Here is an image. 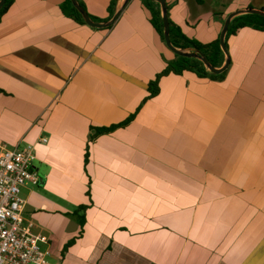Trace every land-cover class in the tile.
I'll return each instance as SVG.
<instances>
[{"label":"crops","instance_id":"0c3cea01","mask_svg":"<svg viewBox=\"0 0 264 264\" xmlns=\"http://www.w3.org/2000/svg\"><path fill=\"white\" fill-rule=\"evenodd\" d=\"M63 1L14 0L0 19V148L35 147L23 217L49 237L47 264H264V31L226 39L223 79L170 74L149 98L175 54L143 1L77 0L100 19L114 3L106 28ZM166 3L202 43L230 14L264 12V0Z\"/></svg>","mask_w":264,"mask_h":264},{"label":"built area","instance_id":"2783aa9c","mask_svg":"<svg viewBox=\"0 0 264 264\" xmlns=\"http://www.w3.org/2000/svg\"><path fill=\"white\" fill-rule=\"evenodd\" d=\"M35 160L32 144L0 148V264H47L51 256L49 237L23 217L26 200L21 188L39 184Z\"/></svg>","mask_w":264,"mask_h":264},{"label":"trees","instance_id":"16d2710c","mask_svg":"<svg viewBox=\"0 0 264 264\" xmlns=\"http://www.w3.org/2000/svg\"><path fill=\"white\" fill-rule=\"evenodd\" d=\"M14 0H6L5 5L0 10V19L6 13L9 5ZM143 5L147 8L152 15V24L157 28L159 34L161 35L162 39L164 40V25L161 15V7L159 3L153 0H142ZM80 5L85 9L84 5L80 3ZM61 9L65 14L69 17L78 20L79 22L85 24L82 15L79 11L74 7L70 0H64L61 6ZM109 17L107 19H100L89 15L91 19L98 23L106 22L110 20L115 13L114 3L111 4L109 8ZM170 36L171 42L176 49L183 50V51H190V52H197L204 56L209 64L215 68H221L225 63V54L222 50L221 43H220V36L213 42L210 43H202L195 39L188 37L181 27L173 24L170 20ZM244 28H253L259 31H264V17L258 14H243L240 16L235 17L229 30L226 35V39L230 36L236 35L241 29ZM184 72H191L199 77H209L211 79H223L226 75V71L222 74L216 75L209 71V69L204 65L202 61L197 58H186L175 54V60L171 62H167L166 68L157 75L155 80L149 83V98L155 97L160 92V80L162 77L174 74V75H182ZM1 92V90H0ZM134 116L127 119L124 123L116 126H111L107 128H93L94 133L90 138V142L96 140L97 137L109 134L115 131L119 127L127 126L132 120ZM89 159V153L86 156V162ZM85 211L86 207L81 206L77 210V212L81 213L80 215V224L84 225L85 223ZM74 244V241L68 243L65 247L64 251H67L70 246Z\"/></svg>","mask_w":264,"mask_h":264},{"label":"water","instance_id":"95a60500","mask_svg":"<svg viewBox=\"0 0 264 264\" xmlns=\"http://www.w3.org/2000/svg\"><path fill=\"white\" fill-rule=\"evenodd\" d=\"M72 2V4L74 5V7L79 11V13L82 15L85 23L93 28H106V27H110L112 25H114V23L116 22V20L118 19L120 12H116V14L113 16V18L107 22H103V23H98L95 22L91 19V17L89 16V14L87 13V11L78 3L77 0H70ZM157 3L160 4L161 7V12H162V20H163V25H164V40L165 43L167 45V47L176 55L182 56V57H186V58H197L200 61H202L204 63V65L209 69V71L213 74L219 75L222 74L223 72H225L230 65V55L229 52L227 50V46H226V35L227 32L229 30V27L231 25L232 20L239 16L240 14H258L264 17V12L261 10H256V9H248L245 12H234L232 14H230L227 18V20L225 21V24L223 26L222 32L220 34V43H221V47L222 50L225 53L226 56V60L224 65L221 68H215L213 66H211L209 64V62L207 61V59L202 56L200 53L197 52H190V51H183V50H179L176 49L172 42H171V36H170V22H169V17H168V6L166 3V0H153ZM6 0H0V10L3 8V6L5 5Z\"/></svg>","mask_w":264,"mask_h":264},{"label":"rangeland","instance_id":"374dc122","mask_svg":"<svg viewBox=\"0 0 264 264\" xmlns=\"http://www.w3.org/2000/svg\"><path fill=\"white\" fill-rule=\"evenodd\" d=\"M160 5V4H159ZM192 39H194V38H192ZM196 40V39H195ZM198 41V40H197ZM226 46H227V50H228V45H227V42H226ZM224 52V51H223ZM228 52H229V50H228ZM225 54V53H224ZM226 72H228V69L226 70ZM26 186H32V187H35V186H37V185H33V184H31V183H27L24 187H26ZM23 187V188H24ZM23 188H21V196L23 195L22 194V189ZM42 248H44V246L42 245Z\"/></svg>","mask_w":264,"mask_h":264}]
</instances>
